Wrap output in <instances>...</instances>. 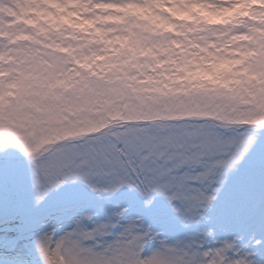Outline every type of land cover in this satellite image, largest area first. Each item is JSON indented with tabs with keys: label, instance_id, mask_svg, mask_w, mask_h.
Segmentation results:
<instances>
[{
	"label": "clouds",
	"instance_id": "clouds-1",
	"mask_svg": "<svg viewBox=\"0 0 264 264\" xmlns=\"http://www.w3.org/2000/svg\"><path fill=\"white\" fill-rule=\"evenodd\" d=\"M261 134L264 0H0V156L22 158L29 176L83 147L140 151L172 138L210 145ZM76 184L105 201L103 221L134 228L89 235L49 222L33 240L38 264H193L198 245L219 239L204 235L215 225L173 237L131 203L112 200L126 191L144 209L167 201L132 184L88 187L68 174L45 196ZM75 200L64 196L54 211ZM262 201L257 193L232 242L255 248L264 240ZM211 212L209 204L206 220ZM248 264H260L255 253Z\"/></svg>",
	"mask_w": 264,
	"mask_h": 264
},
{
	"label": "snow or ice",
	"instance_id": "snow-or-ice-1",
	"mask_svg": "<svg viewBox=\"0 0 264 264\" xmlns=\"http://www.w3.org/2000/svg\"><path fill=\"white\" fill-rule=\"evenodd\" d=\"M238 161L242 162L238 164ZM68 174L79 176L88 187L126 183L136 185L146 196L153 191L162 192L171 211L185 224L199 225L205 219L209 204L222 219L233 213L247 214L257 193L264 198V134L255 142L252 137H232L217 138L210 145L172 138L140 151H130L120 144L101 150L79 148L36 165L29 176L32 199L43 203L47 190L56 187ZM225 176L227 183H224ZM221 184L223 189H220ZM78 207H67L64 211L72 221L71 228L85 234L109 227L134 228L130 222L122 225L110 219L108 222L99 220L96 215L82 216ZM9 221H18L16 230L21 234L35 233L36 236L42 230L37 228L31 213L23 208ZM219 227L225 233L223 238L212 245H198L193 264H248L253 253L260 264H264V240L256 243L255 248L251 244L234 243L229 229L222 224ZM259 234L264 235V226ZM204 235L217 236V232ZM45 239L42 236L36 241L41 249Z\"/></svg>",
	"mask_w": 264,
	"mask_h": 264
},
{
	"label": "rangeland",
	"instance_id": "rangeland-1",
	"mask_svg": "<svg viewBox=\"0 0 264 264\" xmlns=\"http://www.w3.org/2000/svg\"><path fill=\"white\" fill-rule=\"evenodd\" d=\"M7 157V156H4ZM20 158V157H19ZM6 159V158H4ZM1 159L0 160H4ZM6 161L3 162L1 165H5ZM10 187H14L16 189V192L18 194V197L16 198L15 195L9 191ZM25 188H29V191ZM127 196L133 200L132 202L136 204L137 208L141 209V205L136 202V198L133 193H128L125 191ZM67 195H72L77 198H82L83 195L89 196L90 199H92L93 205L95 206V213L96 217L99 220H103L102 214L100 213V203H105L104 200H98L91 192L88 191L86 187L80 184L76 185H68L63 187L60 192L53 193L50 195L39 207L34 208L33 207V199H32V190L29 180V173L27 171V167L22 162H15L13 165L8 168V166L0 167V216L3 214H7L8 212H11L13 210H19L21 208L28 210L32 217L34 218L35 212L37 210H40L41 208L48 206L50 204L59 203V201ZM96 198V200H95ZM114 201V198H112ZM154 207H167L171 210L170 206L168 205L167 201H165L161 197H157L154 201V204L152 205ZM170 221L172 222V225L176 227L178 225L175 214L171 211L170 215ZM178 228V227H176ZM185 233L191 234L196 233L199 231L198 225H189L187 228H183ZM9 257L7 254L3 253L0 254V264H24L25 261H29L30 264H38L36 252H30L29 254L26 253V255L22 258L15 259Z\"/></svg>",
	"mask_w": 264,
	"mask_h": 264
},
{
	"label": "bare ground",
	"instance_id": "bare-ground-1",
	"mask_svg": "<svg viewBox=\"0 0 264 264\" xmlns=\"http://www.w3.org/2000/svg\"><path fill=\"white\" fill-rule=\"evenodd\" d=\"M121 200H125L122 198ZM136 214H138L137 210H134ZM240 222L236 223L235 228L231 227V218L225 217L221 219V224L229 229V235L233 232H243L244 228L242 227L244 223V215L240 214ZM165 224L162 226L164 229L169 228V222L165 221ZM169 225V226H167ZM45 226L40 227V229H43ZM220 229V228H218ZM3 232V229L0 228V254H7L11 258H22L26 255V253H30L31 251L35 253V249L33 246V240L35 238V233H27V241L26 242H19L15 240L13 237V233L11 232ZM225 233L218 231V237L223 238ZM31 240V241H30Z\"/></svg>",
	"mask_w": 264,
	"mask_h": 264
}]
</instances>
